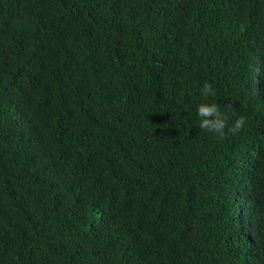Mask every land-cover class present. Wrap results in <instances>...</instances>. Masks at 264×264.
<instances>
[{
    "label": "trees",
    "instance_id": "trees-1",
    "mask_svg": "<svg viewBox=\"0 0 264 264\" xmlns=\"http://www.w3.org/2000/svg\"><path fill=\"white\" fill-rule=\"evenodd\" d=\"M0 264H264V0H0Z\"/></svg>",
    "mask_w": 264,
    "mask_h": 264
},
{
    "label": "clouds",
    "instance_id": "clouds-1",
    "mask_svg": "<svg viewBox=\"0 0 264 264\" xmlns=\"http://www.w3.org/2000/svg\"><path fill=\"white\" fill-rule=\"evenodd\" d=\"M210 92H211V85L205 83L202 86L201 94L207 96L210 94ZM196 111H197V115L200 117L199 127L209 133H214L219 137L224 136L226 128L228 129L229 132L235 133L240 131L245 124V118L243 116H240L232 122L231 126H229L227 123V116L220 111V106L217 103H211V104L200 103L197 106ZM246 187L250 188V186H246L243 183L237 184V180H236L235 189L236 188L245 189ZM245 195H243L242 197H244ZM239 198L240 196H237L236 201L240 200ZM234 199H236L235 193H234Z\"/></svg>",
    "mask_w": 264,
    "mask_h": 264
}]
</instances>
